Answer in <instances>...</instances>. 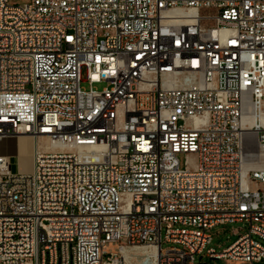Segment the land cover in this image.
Masks as SVG:
<instances>
[{
    "label": "built area",
    "instance_id": "built-area-1",
    "mask_svg": "<svg viewBox=\"0 0 264 264\" xmlns=\"http://www.w3.org/2000/svg\"><path fill=\"white\" fill-rule=\"evenodd\" d=\"M20 135L66 150L30 173L0 155V264H264V0H0V138Z\"/></svg>",
    "mask_w": 264,
    "mask_h": 264
},
{
    "label": "rangeland",
    "instance_id": "rangeland-1",
    "mask_svg": "<svg viewBox=\"0 0 264 264\" xmlns=\"http://www.w3.org/2000/svg\"><path fill=\"white\" fill-rule=\"evenodd\" d=\"M8 2L10 5H25V4H29L31 0H8ZM82 79L84 81V83L82 84V87L86 90H89L90 85L86 82L87 72L85 69L82 71ZM105 87H106L105 84L95 85V88H97L100 91L103 90ZM12 141L17 142L18 140H12ZM17 144H18L19 153L16 154L12 150H10L11 152L10 151L7 152L6 149L5 150L3 149L0 152V155L8 158V161L12 165V171L14 173H16L18 169L20 172H28L27 170L29 169L31 160H27L26 163L23 162V165L18 166L17 164L18 156L17 155L23 156V155L29 154V145H30L29 140H19ZM39 151H49V150L43 147ZM179 158H180L181 163H183V157L180 156ZM235 230L239 231L241 234H244L245 232L248 231V226L242 223H234V224H227L225 226H218L212 229L211 234L213 237V241H212V244L209 246V248L215 249L217 253H222L225 249L230 247L236 241L237 237H235L234 235ZM256 240L260 241L258 238H256ZM262 244L264 245V242H262ZM162 247L164 251H167L171 247V245L163 243ZM104 250L108 255L115 254V253H118L119 251V245L109 244L105 247ZM128 250L130 251L131 249H128ZM205 253L202 256L197 257L198 263L200 264H203V263L204 264H240L239 262L232 261V260H211L205 256ZM130 254L132 258L131 259L132 264H153L152 259H147V260L145 259L146 258L145 254H141V255L140 254L133 255L132 253ZM201 257H204L202 262H200Z\"/></svg>",
    "mask_w": 264,
    "mask_h": 264
},
{
    "label": "bare ground",
    "instance_id": "bare-ground-1",
    "mask_svg": "<svg viewBox=\"0 0 264 264\" xmlns=\"http://www.w3.org/2000/svg\"><path fill=\"white\" fill-rule=\"evenodd\" d=\"M13 18H16V9H9V11H5V21H12ZM12 140H18V141L19 140H29V143H30L29 154H26L23 156L17 155L18 156L17 157L18 166L23 165V162L26 163L27 160H31L29 169L27 170L28 172H26V173H30L32 171L34 157H35L36 153L41 148L44 147L45 149L50 150V151L56 150L57 148L66 150L65 146L57 144V143H50L46 138H40L37 140V139H32V138L25 136V135H20L17 137H12V138H7V139L6 138L5 139L0 138V152L3 149L4 150L6 149L7 152L12 150L16 154L19 153L18 144H17L18 141L15 142ZM261 167L262 166L260 165L259 168H261ZM157 178H165V168H157ZM168 186H176V179H168ZM130 253H132L133 255L145 254L146 260L152 259L153 264H159V254L154 247H137V248L131 249L130 251L128 249L125 250L122 253V257H123L124 261L126 262V264H132L131 263L132 258H131Z\"/></svg>",
    "mask_w": 264,
    "mask_h": 264
}]
</instances>
